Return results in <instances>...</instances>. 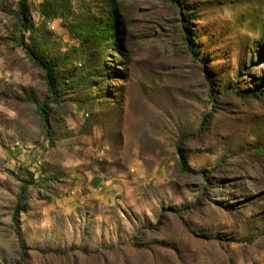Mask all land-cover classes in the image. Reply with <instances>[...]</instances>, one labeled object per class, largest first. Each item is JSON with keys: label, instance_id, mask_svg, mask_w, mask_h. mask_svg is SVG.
I'll return each instance as SVG.
<instances>
[{"label": "rangeland", "instance_id": "374dc122", "mask_svg": "<svg viewBox=\"0 0 264 264\" xmlns=\"http://www.w3.org/2000/svg\"><path fill=\"white\" fill-rule=\"evenodd\" d=\"M28 8L0 0V264H264V0Z\"/></svg>", "mask_w": 264, "mask_h": 264}, {"label": "trees", "instance_id": "16d2710c", "mask_svg": "<svg viewBox=\"0 0 264 264\" xmlns=\"http://www.w3.org/2000/svg\"><path fill=\"white\" fill-rule=\"evenodd\" d=\"M176 4H179V0H174ZM18 6H19V21L21 22L23 29H27V26L31 22V16L29 14V8H28V0H18ZM192 37V36H191ZM190 41L194 42L196 41L195 37L189 38ZM22 47H24L23 44H21ZM26 52L31 56L33 61L43 70L45 74V80L48 85V92L51 96V99H53V96L55 95V88L58 82V75L55 73V70L48 64L47 61L43 60L42 58L38 57V55L31 51L28 48H24ZM257 96V95H255ZM49 104L50 102H44L42 103L38 108V112L40 113L43 121L46 122L47 117L49 116ZM209 118V117H208ZM206 121V120H205ZM206 125V122L203 123V127ZM203 130V129H202ZM28 185L26 183H23L21 192L18 196V205L15 212L14 222L17 223L18 217L22 212H27V207L24 205L26 201V196L28 193ZM74 251H81L83 253H86V251L81 249H73ZM42 254H51V251L43 250L40 251Z\"/></svg>", "mask_w": 264, "mask_h": 264}]
</instances>
